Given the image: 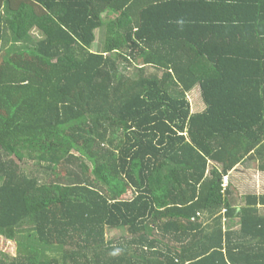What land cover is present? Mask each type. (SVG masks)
Here are the masks:
<instances>
[{"label":"trees","instance_id":"16d2710c","mask_svg":"<svg viewBox=\"0 0 264 264\" xmlns=\"http://www.w3.org/2000/svg\"><path fill=\"white\" fill-rule=\"evenodd\" d=\"M252 160L264 0H0V264H264Z\"/></svg>","mask_w":264,"mask_h":264},{"label":"rangeland","instance_id":"374dc122","mask_svg":"<svg viewBox=\"0 0 264 264\" xmlns=\"http://www.w3.org/2000/svg\"><path fill=\"white\" fill-rule=\"evenodd\" d=\"M32 33L36 37L41 36V32L37 28H34L32 30ZM102 39H103V33L99 31L98 32V44H97L98 46L101 43ZM188 98L191 102L192 112L199 111L204 106V101H203L202 96L199 92V88L194 89L192 92H188ZM26 166H27V169H29V167L30 168H36V166L33 165L31 162H27ZM249 171L252 175V172H253L252 169ZM250 173L248 175H250ZM227 181L228 180L225 179V185H226ZM259 181H261V178H259ZM263 210H264V208H263ZM123 233H124L123 230L115 231L113 233H111L109 231L107 233L108 234L107 238L111 239L115 236L122 235ZM0 252H4V254H6L9 258L16 257L18 255V244L16 243V241L7 239L6 237L0 235ZM55 256L62 259V255L59 252H54V253H51V255H49V257H55Z\"/></svg>","mask_w":264,"mask_h":264},{"label":"crops","instance_id":"0c3cea01","mask_svg":"<svg viewBox=\"0 0 264 264\" xmlns=\"http://www.w3.org/2000/svg\"><path fill=\"white\" fill-rule=\"evenodd\" d=\"M237 169L242 170V172L241 173L240 172L239 173L233 172L231 175L230 174L227 175L226 179L230 182L233 181V177L236 180H238V179L244 180V183L240 187V190L259 193L264 189V172L261 171L260 169H258L257 162L255 160L247 162L246 164L241 165ZM251 169L253 171L252 175L249 171ZM249 173H250V175H248ZM259 178H261V181H259Z\"/></svg>","mask_w":264,"mask_h":264},{"label":"clouds","instance_id":"9594fccd","mask_svg":"<svg viewBox=\"0 0 264 264\" xmlns=\"http://www.w3.org/2000/svg\"><path fill=\"white\" fill-rule=\"evenodd\" d=\"M226 177H227V176H226ZM226 177H225V179H226ZM227 183H228V182H227ZM227 183H226V184H227Z\"/></svg>","mask_w":264,"mask_h":264}]
</instances>
